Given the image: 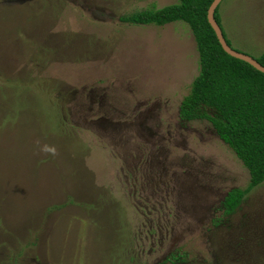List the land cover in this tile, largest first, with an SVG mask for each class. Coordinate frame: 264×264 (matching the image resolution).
<instances>
[{
	"label": "rangeland",
	"instance_id": "1",
	"mask_svg": "<svg viewBox=\"0 0 264 264\" xmlns=\"http://www.w3.org/2000/svg\"><path fill=\"white\" fill-rule=\"evenodd\" d=\"M175 2L0 0V264H264V182L223 216L248 172L178 117L187 25L118 21ZM263 7L221 3L233 49L264 50Z\"/></svg>",
	"mask_w": 264,
	"mask_h": 264
},
{
	"label": "trees",
	"instance_id": "2",
	"mask_svg": "<svg viewBox=\"0 0 264 264\" xmlns=\"http://www.w3.org/2000/svg\"><path fill=\"white\" fill-rule=\"evenodd\" d=\"M212 1L176 0L161 8L151 7L124 14L118 21L132 26L162 27L175 22L187 25L196 45L199 72L192 81L188 94L179 104L178 117L183 122H208L216 136L247 170V186L244 189L228 190L221 202L223 216H230L240 208L246 195L264 182V74L222 51L206 19L207 9ZM221 3L215 9L213 18L221 29L226 44L232 48L231 40L222 28L219 14ZM233 50L246 55L249 52ZM255 56L250 57L264 67V50ZM40 91L43 92L44 89ZM53 108L58 123V104L54 103ZM116 243L108 247L109 251L121 250ZM184 255L171 254L167 261Z\"/></svg>",
	"mask_w": 264,
	"mask_h": 264
},
{
	"label": "water",
	"instance_id": "3",
	"mask_svg": "<svg viewBox=\"0 0 264 264\" xmlns=\"http://www.w3.org/2000/svg\"><path fill=\"white\" fill-rule=\"evenodd\" d=\"M221 1L222 0H213L211 2V4L209 5V7L207 9L206 19H207L209 26L213 30L215 37H216L222 51L225 54H227L228 56L235 58L237 60H240L242 62H245L248 65H250L252 68L257 70L258 72L264 74V67L261 66L259 63H257L252 57H250L249 55L237 52L226 44L225 39L222 35L221 29L219 28V26L217 25V23L215 22V20L213 18V13H214L215 9L217 8V6L221 3Z\"/></svg>",
	"mask_w": 264,
	"mask_h": 264
}]
</instances>
